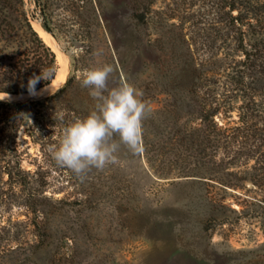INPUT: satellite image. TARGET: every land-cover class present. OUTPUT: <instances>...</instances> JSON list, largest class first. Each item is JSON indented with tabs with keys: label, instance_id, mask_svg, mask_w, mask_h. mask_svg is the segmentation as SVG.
Listing matches in <instances>:
<instances>
[{
	"label": "rangeland",
	"instance_id": "rangeland-1",
	"mask_svg": "<svg viewBox=\"0 0 264 264\" xmlns=\"http://www.w3.org/2000/svg\"><path fill=\"white\" fill-rule=\"evenodd\" d=\"M238 13L245 47L264 44V0H15L18 26L27 32L26 17L43 41L35 27L48 34L42 18L66 49L70 68L50 94L0 100L24 104L0 107V130L9 111L8 124L15 120L5 131L9 158L27 176L26 183L11 185L0 171V264H264V135L251 139L264 128V75L248 73L229 97L230 112L218 111L236 78L231 68L243 57L230 18ZM257 20L263 29L254 27L261 34L251 36L246 23ZM43 42L57 73L59 51ZM15 47L0 42L3 54ZM105 64L113 67L109 87L127 82L143 93L150 112L142 120V144L144 135L157 149L148 153L152 163L171 173L196 163L188 138L200 121L185 109L169 114L162 106L181 96L178 84L196 79L205 109L219 108L204 123L210 143L200 154L202 174L158 177L142 144L136 153L121 145L115 164L82 178L56 164L50 147L95 106L78 73ZM222 124L237 128L226 151L245 152L253 144L252 153L225 164ZM169 129L188 140L180 145ZM223 176L228 183H221Z\"/></svg>",
	"mask_w": 264,
	"mask_h": 264
},
{
	"label": "trees",
	"instance_id": "trees-1",
	"mask_svg": "<svg viewBox=\"0 0 264 264\" xmlns=\"http://www.w3.org/2000/svg\"><path fill=\"white\" fill-rule=\"evenodd\" d=\"M230 6L232 7L233 5ZM14 11L15 0H0V42L4 45L14 43L16 44L15 49L10 51L9 53L3 54L2 52H0V93L24 94L30 92L28 88L29 79L33 78L34 76H39L40 72H43L44 70H50V78L46 80H40L34 86V89H37L41 86L44 87L50 84L53 81V78H55V74H57V66L55 61V55L50 49V47L46 46L43 42L44 40L42 41V39L38 36L37 32L32 30L26 17H23V25L26 27L27 32H25L23 26H18L19 21L17 19V16H13ZM230 18L233 21L234 25L236 23V33L238 41L237 44L238 47L241 48L243 57L241 60L237 61V64H234V67L231 68V72L235 74L234 76H232V79L234 77L236 78L234 79V83H232L228 89H225L226 92L223 94V96H221V100L219 102L218 107L222 110H218L219 108H216V110H209L210 108L205 109V105L202 103L201 99H198L197 97L198 83L196 79H191L184 85L178 84L179 87H176V91H180L181 96H179V98L174 97L173 102L171 104H168L167 108L164 105L162 106L163 110L169 114L174 113L176 111L180 112V110L185 109L190 116H193L195 119L200 121V126L193 127L188 138L190 139L189 143L191 144L193 151L196 152V154L193 155V157H195L193 161H195L196 163H194L193 166H187L186 168L182 169L177 173H171L163 167L161 168L154 165V163H152V161L150 160L148 153L152 149L154 151L157 149L154 148L155 144L150 145L145 139V136L143 135L142 148L144 156L153 174L158 177L168 178L174 177L173 175L186 177L197 176L198 174H202L199 173V168L201 165L200 154L205 149L207 144L210 143L209 127L205 126L204 123L208 121L209 118L212 117L217 110L224 112V115L230 112V107L228 106L230 102L229 97L231 96V93L234 92L237 88L236 83L243 84V77H245L248 73L252 72H258V74L264 75V44L260 41L254 43H247L249 45V49L246 48V41L244 38L246 36V32L243 31L241 27V25L244 24V21L242 20V14L238 13L235 17L230 16ZM261 23L262 20H257L254 24L250 23L249 21L246 23L252 29H250L251 36H253L255 33L261 34L259 32L263 29ZM254 27H258L259 31L253 29ZM20 28L21 31L19 32ZM25 41H27L29 45L28 47H24L22 45L23 43L21 42ZM191 71L193 74H195V69ZM182 92H185L184 95L182 94ZM36 104H39V102ZM23 106L24 104L22 103L11 104L0 102V107H5L6 109ZM5 113L6 116L8 115V118L10 119L11 114H9V111H6ZM9 119H7V121L4 123L0 130V132L3 133L2 137H0V171L4 168L8 175V183L11 185H18L23 184L24 182L26 183L27 176L23 171L19 169L16 170L15 165L11 163V158H9V156H11L13 152V147L10 145L11 143L9 142L11 136L6 134L5 131L8 125L14 124L13 122L15 121L14 120L8 124ZM239 119L241 118L239 117ZM228 126V124L220 125L219 129L221 132L220 134L218 133V141H220V144L225 150L224 157H229L230 159L227 160L225 164L232 163V158L236 154L252 153L251 151L254 147V145L252 144L251 146L253 147L250 148L249 144L245 152H242L239 148L234 149L233 153L235 154L233 155L230 154L231 151H226L228 150L226 144L230 143L231 140L234 141L237 137L236 133L234 132V130H237V128ZM259 131L261 132L260 135L254 133L251 135V139L257 137L258 139L262 140V136L264 135V128H260ZM168 132L173 133L174 137L178 138L176 141L180 145H183L185 143V139L187 138L184 139L182 136H180L179 129L174 131H172V129H169ZM260 154H262V152ZM226 169L227 167H224V170ZM219 180L222 184H225L226 182L228 183V181H226V177H224L223 180Z\"/></svg>",
	"mask_w": 264,
	"mask_h": 264
},
{
	"label": "clouds",
	"instance_id": "clouds-1",
	"mask_svg": "<svg viewBox=\"0 0 264 264\" xmlns=\"http://www.w3.org/2000/svg\"><path fill=\"white\" fill-rule=\"evenodd\" d=\"M112 73L110 64L85 68L78 73L81 87L87 88L95 101L94 110L87 117L65 126L58 144L50 147L56 164L80 178L93 168L102 171L115 164L121 145L132 153L141 148L142 120L150 108L142 99L143 93L132 84L123 82L109 87ZM50 75V70H44L39 76L30 78V93L40 80H46ZM0 95L4 99L8 96L7 93Z\"/></svg>",
	"mask_w": 264,
	"mask_h": 264
},
{
	"label": "bare ground",
	"instance_id": "bare-ground-1",
	"mask_svg": "<svg viewBox=\"0 0 264 264\" xmlns=\"http://www.w3.org/2000/svg\"><path fill=\"white\" fill-rule=\"evenodd\" d=\"M37 31L40 33L41 37L44 39V41L47 42L48 45H51V47H53L54 49L57 50V47L55 45V42L54 40L48 35V34H45L40 28L39 26H35ZM57 61L59 62V68H58V71H57V74L55 76V78L53 79V81L44 86V87H41L39 88L37 91H32L31 93H36V92H39V93H42V96L46 95V94H50L54 91H56L58 89V87L63 83L64 79H65V73H66V63H65V58L63 57L62 54H60V52H57ZM2 94V93H0ZM30 93H27V94H22V95H18L16 97H22L23 95H29ZM0 96H3V95H0Z\"/></svg>",
	"mask_w": 264,
	"mask_h": 264
},
{
	"label": "water",
	"instance_id": "water-1",
	"mask_svg": "<svg viewBox=\"0 0 264 264\" xmlns=\"http://www.w3.org/2000/svg\"><path fill=\"white\" fill-rule=\"evenodd\" d=\"M38 23L41 26V28L52 37L57 47V50L65 57L66 68L68 70L70 68L69 55L66 49L64 48L63 44L59 40V37L55 34V32L48 26V24L42 18L38 19ZM18 95H22V94H8L6 99H4L5 97H0V99H4V101H21V100L25 101L27 100V99H19L18 97H16Z\"/></svg>",
	"mask_w": 264,
	"mask_h": 264
}]
</instances>
